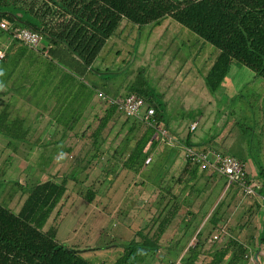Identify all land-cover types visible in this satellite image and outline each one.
Instances as JSON below:
<instances>
[{"label":"rangeland","instance_id":"1","mask_svg":"<svg viewBox=\"0 0 264 264\" xmlns=\"http://www.w3.org/2000/svg\"><path fill=\"white\" fill-rule=\"evenodd\" d=\"M180 31L192 34L168 18L152 30L151 25H145L138 30L121 31L112 35L93 61L92 67L111 71L123 68L124 71L115 76L90 72L82 80L73 77L74 86H61L62 106L53 105L48 108H54L58 120H61L54 134L60 130L69 132L70 129L65 128L66 124L73 126L72 122L78 118L75 127L69 132L70 138L63 137L55 148L59 151L67 143L72 145L71 151L63 154L62 151L51 154L41 152L40 155L17 153L14 156L1 153L4 148L0 147V203L16 213L34 183L47 178L60 182L65 178V194L43 230L54 229L58 242L77 251L94 264H113L122 255L124 246L138 237L136 231L146 229L154 222L152 219L154 215L157 216L156 210L160 204L156 195L163 194L156 193L155 189L158 185L165 187L173 169L177 174L184 155L180 146L170 167L167 149L174 147V143L165 141V138L164 144L159 143L140 168L136 171L124 169L122 160L132 146L127 145V150L121 149L125 130L113 137L121 128L120 120L112 121L104 128V141L96 151L90 133L105 108L104 98L97 96L96 88L108 98L109 95L105 92H115L116 89L119 94L125 93L133 81L142 82L162 94L161 100L166 106L165 118L170 125L179 122L174 129L178 134L176 138L184 137L187 127L195 125L191 135L193 142L208 141L209 144L206 145L211 148L207 149L228 153L242 162L250 180L257 185L252 195L241 192L240 204L243 207L248 204L243 197L251 198L261 194L257 189L264 185V79L246 66L233 61L219 88L214 93L210 92L204 85L197 62L193 64L187 57V53L193 48ZM46 45L47 41L42 37L36 50H41ZM21 49L26 51L22 47ZM26 49L32 55L35 53L31 48ZM3 50L7 52V56L0 65L23 66V61L18 63V57L14 54L16 50H11L8 46ZM35 59L30 60L39 69L49 58L38 54V59ZM68 82L69 85L72 84L70 79ZM91 84L96 85V88L89 86ZM145 108L146 104L140 108V113ZM124 116L122 114L119 118L122 120ZM46 124L48 127V123ZM33 126L42 129L44 124L37 123ZM0 134L4 133L0 131ZM9 141L15 140L0 135V145ZM23 160L27 162L24 163ZM221 189L218 185L215 186L206 199L198 200L195 197L191 209L198 211V223L205 214L209 215L216 200L221 199ZM91 191L94 193L92 199L88 196ZM186 209H180L168 224L160 238L159 251L153 253L154 257L152 253H148L140 264H169L162 259V255L170 250L169 247L172 249L176 245V237L185 226L182 217ZM241 213L238 212L239 215ZM244 215L245 219L246 214ZM249 219L263 225V203ZM251 223L254 224L248 220L247 225H252ZM216 234L218 232L214 231L207 237L205 249L208 248L207 243H211L208 239L215 240L216 247L230 235L224 232L214 239L213 235ZM231 235L237 237L238 234ZM180 240L183 241V238ZM185 240L190 245L197 241L196 237L191 239L190 235ZM204 257L201 253L197 261Z\"/></svg>","mask_w":264,"mask_h":264},{"label":"trees","instance_id":"2","mask_svg":"<svg viewBox=\"0 0 264 264\" xmlns=\"http://www.w3.org/2000/svg\"><path fill=\"white\" fill-rule=\"evenodd\" d=\"M168 18L193 34L180 31L193 48L187 53V57L193 64L197 62L204 85L210 92L214 93L219 88L233 61L246 66L264 79V0H0V22H4L9 29L28 27L38 32L40 39L43 37L47 41L43 49L46 48L48 62L62 68L71 77L69 79H81L90 72L115 76L124 71L123 68L111 71L92 67L106 41L121 31L138 30L145 25H151L152 30ZM12 39L26 51L29 48L22 41ZM5 56L6 53L0 64L6 59ZM72 82L74 84V80ZM89 86L96 88L94 84ZM126 89L122 94L116 89L115 92H105L109 95L108 98L104 97L103 91H97V94L101 92L103 95L105 108L90 133L94 143H102L104 128L112 121H121V128L113 137L125 130L121 149L127 150V145L132 146L122 160L124 169L136 171L145 164L147 156L159 143L164 144L157 131L158 127L165 129L174 143V147L167 149L170 167L180 146V150L185 146L196 150H206L209 147L206 145L208 141L193 142L191 135L195 126L187 127L184 137L176 138L178 134L174 129L179 122L170 125L165 118L166 106L161 100L162 94L137 81L131 82ZM131 93L144 98L146 108H153L151 125L136 117L119 118L124 113L118 102ZM77 122L78 118L72 122L73 126L66 124L65 128L72 129ZM183 153V161L177 174L173 169L165 187L158 185L155 189L156 193L163 194H158L160 208L158 207L157 216H153L154 225L138 229V237L124 246L122 255L113 264H135L136 260L142 261L147 253L159 251L160 238L179 210L185 206L189 208L182 217L186 222L185 228L189 227V221L197 214L191 209L195 197L205 191L208 193L216 186L219 175L202 170L195 159L187 156L184 151ZM245 179L254 189L257 188L246 173ZM65 181V178L60 182L47 178L34 183L16 213L0 203V264H94L77 251L58 242L54 229L43 230L65 194ZM226 184L224 179L220 188H224ZM232 184L240 188L237 183ZM240 190L243 192L241 188ZM257 191L264 194V185ZM88 196L92 199L93 191ZM225 197L226 195L215 204L204 226L195 235L197 241L187 247L180 261L192 264L204 252V242L209 235L214 231L224 233L219 222L227 217L229 202H226ZM263 198L264 195L259 200L248 198L249 203L240 215L241 223L247 225L248 220L253 222L249 218L260 208L261 203L264 204ZM250 227L252 233H244L241 238L230 234L221 241L220 246L215 247L216 241L212 240L210 249L207 248L205 257L201 260L205 261L203 264H243V261H248V246H255L256 251L264 246V223L257 235L254 232L259 230L256 223ZM257 259L264 261L259 257Z\"/></svg>","mask_w":264,"mask_h":264},{"label":"crops","instance_id":"3","mask_svg":"<svg viewBox=\"0 0 264 264\" xmlns=\"http://www.w3.org/2000/svg\"><path fill=\"white\" fill-rule=\"evenodd\" d=\"M2 46L4 48L8 46L11 48V50H16L17 52L14 54L18 57V63L21 60L23 61V66H20L19 64L13 67L0 65V131L4 133L0 135H5L15 140L13 142L9 141L5 143V145H0L1 148H4L1 153H7L6 155L11 154L17 156V153L40 155L39 153L41 152H43V154H51L56 152L60 153L62 151L63 154L64 152L67 153L68 151H71L70 149L72 145L67 143L63 145L64 147H60L59 151L55 150V148L58 146L57 142L61 141L63 137L68 139L70 138L69 132L71 131V129L68 130L69 132H67L66 130H60L57 134H54L56 126H59L58 124L61 120H58L57 111L54 108H52L51 110L48 108L53 105L55 107L57 105L62 106L63 96L60 90L61 88L63 89V87L61 86L68 88L74 86L75 83L73 84V82H71L72 84L69 85L68 83L70 82H68V79L71 77H69L67 73H63L62 68L51 65L47 60L44 62V66H40L39 69L34 67V65L32 64L33 61L31 62L30 59H38V54H42V56L45 57L46 48L43 49V47L41 50H36V47L31 48L35 51V53H33L32 55L22 50L21 47L23 48V46L21 44H17L14 42L10 31L7 32L6 30L0 28L1 50L4 49L2 48ZM5 53L7 56V52ZM70 81H73V79H70ZM42 82H44L45 84H43ZM37 123H40L42 125L44 124L43 128L41 129L33 126ZM46 123H48V127ZM99 146H101V143L99 142H96L94 144L96 151L100 149ZM6 149H10V152H7ZM3 161L5 162L6 160ZM23 161L24 163L27 162L26 160ZM24 168L26 167L24 166ZM220 177L221 176H218L219 179ZM219 179L216 183V186L218 185V188L221 187L222 182L224 181V177L222 178V180ZM251 183L256 185V183L252 181ZM221 190V198L226 195L225 200L229 202L228 208L226 209L228 211L227 217L225 220L222 219L219 222V226L221 227L222 231H227L226 233L229 234H238L237 237L239 238H241L244 233H252L253 230H251V227L249 228V225H245L239 221L240 215L238 214V212H242V210L246 207V205L245 207H243V204H240V198L242 197L240 188L236 184L231 183L226 184L225 187ZM205 192H203L201 195H198L197 199H206ZM260 196L263 197V194L253 196L251 198L253 200H259ZM158 197L159 196L156 195L157 199ZM243 199L246 201V203H249V199L247 197H243ZM219 200H216L215 204ZM159 208H157L156 214H158ZM185 209L187 211L189 208L185 206ZM195 212H197V214L191 222L189 221V227L185 228L184 226L181 232L178 233V236L176 237V245L172 248L173 251L171 247H169L170 250H168L166 254L164 253L165 255H162V259L168 261L169 264L187 263V261H180V258L186 253L187 247L190 246V242H186L185 239L189 235L191 236V239L195 238L197 231L204 226L208 215L205 214L202 221L200 220L201 222L198 223L199 213L198 211ZM255 221L256 220H254L253 222L255 223ZM154 223L155 222H153L151 226L154 225ZM185 223L186 222L184 220L183 224L185 225ZM257 227L259 230L256 229L254 231L256 235L258 234V231L260 232L262 227L260 222L256 224V228ZM180 238H183V241L180 240ZM208 241L212 242L209 239ZM207 245L209 249L210 243H207ZM205 246L202 249L204 251L202 254L204 255L207 251V249H205ZM248 252V261H243V264H264V261H258L257 259V257L264 259V246L262 248H259L258 251H256L255 246H248ZM154 255L152 253V257H154ZM199 257L200 255L192 264H203L205 262L201 260L197 261L199 260ZM138 262L140 264L141 261L136 260L135 264H137Z\"/></svg>","mask_w":264,"mask_h":264},{"label":"built area","instance_id":"4","mask_svg":"<svg viewBox=\"0 0 264 264\" xmlns=\"http://www.w3.org/2000/svg\"><path fill=\"white\" fill-rule=\"evenodd\" d=\"M0 28L10 31L13 38L22 41L31 48H35L40 41L39 33L28 27L9 29L4 22H0ZM4 55L5 52L0 49V61L3 59ZM97 95L99 97L103 96L101 92H98ZM145 104L144 98L133 93L128 94L123 100L118 102L119 108L125 116L136 117L140 121L151 125L153 123V119H151L153 108L147 107L144 112L140 113V108ZM194 126L195 125H192L191 128ZM157 131L162 140H165L166 138L165 141H171V136L168 135L165 129L158 127ZM183 151L187 156L195 159L202 170L211 171L224 177L227 184L237 183L246 195H252L255 193L251 184L246 182V172L243 168L242 162L236 157L216 149L196 150L185 146L183 147ZM213 238L216 239L217 235H213Z\"/></svg>","mask_w":264,"mask_h":264}]
</instances>
